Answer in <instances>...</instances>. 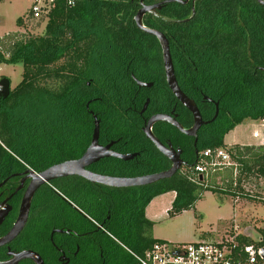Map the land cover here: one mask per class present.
Returning a JSON list of instances; mask_svg holds the SVG:
<instances>
[{"label":"trees","instance_id":"16d2710c","mask_svg":"<svg viewBox=\"0 0 264 264\" xmlns=\"http://www.w3.org/2000/svg\"><path fill=\"white\" fill-rule=\"evenodd\" d=\"M164 1L57 0L37 20L45 25L41 35L13 33L0 39V65L22 67L21 81L6 99L0 98V179L22 163L47 168L81 157L91 141L93 116L100 140L145 142L132 116L146 97L151 100L146 112L163 110V100L166 107L172 101L178 123L191 127V114L164 81L158 41L133 20L142 5ZM31 20L29 13L26 22ZM24 23L17 20L18 27ZM143 25L165 36L178 86L208 122L198 131V153L188 151L189 138L174 129L175 145L187 162L182 170L138 190L109 194V231L121 243L113 264H137L131 253L142 256L160 242L152 238L153 224L145 217L156 197L175 194L168 211L173 217L194 210L205 192L232 197L245 180H264V145L224 143L244 121L264 120V6L256 0H197L192 15L191 1L171 3L145 14ZM135 81L154 86L141 89ZM214 103L218 114L212 120ZM161 126L157 129L166 136ZM148 145L137 162L104 161L119 167L107 174L130 178L168 170L169 162ZM220 148L228 154L229 166L208 169L193 181L187 177L202 151ZM138 165L142 170L137 171ZM257 236H236L235 241L264 249V236Z\"/></svg>","mask_w":264,"mask_h":264},{"label":"flooded vegetation","instance_id":"af4514ba","mask_svg":"<svg viewBox=\"0 0 264 264\" xmlns=\"http://www.w3.org/2000/svg\"><path fill=\"white\" fill-rule=\"evenodd\" d=\"M160 55L162 73L166 83L162 53H160ZM137 82L135 81L136 85ZM141 83L151 84L152 86L150 88L154 86L151 81ZM137 87L141 89H150L139 87L138 85ZM163 98L164 95L162 96V99ZM150 101V98L146 97L142 108L135 113V116H132L135 118L134 125L136 128L138 127L143 134L145 142L141 141L134 143V141H130L129 143H120L119 139L110 140L107 137L102 141L100 140V135L98 138L99 146H110L108 152L120 156H131L132 158L124 161L114 156L103 157L84 166V172L102 177L128 179V177L109 176L107 174L108 171L119 167L110 163H105L104 161L115 159L134 163L141 157L143 151L145 153L149 148L150 145H148V143L155 148L151 140L144 134V129L153 116L162 114L175 118L178 122V114L175 111V105L172 101H170V105L166 107L163 100V110H153L151 107V110L146 112L150 107ZM146 102V108L143 110ZM203 121L206 122V124L208 122L205 120ZM160 125H162L161 127L163 130L166 129V136H164V133H159L157 127ZM174 129L175 127L167 122H155L151 124L150 127L153 136L159 140L165 148L175 152L178 150L180 151V159L184 163L183 167H185L187 164L184 160L185 154L180 147H176L175 145L176 136ZM188 138L189 140L185 142L188 151L192 149L195 153H198V132L196 137ZM118 144L119 146H117ZM160 155L169 162L170 168V160L161 153ZM79 158L66 160L47 168L22 163L16 165L5 178L0 179V215H3V220L0 224V264L114 263L115 255L119 252L121 243L109 231L111 216L110 206H107L108 196L112 192L133 191L134 188L138 190V187L143 186L109 187L90 182L79 175H69L39 183L38 179H40L41 174L47 169L68 161L78 160ZM132 165L133 164L130 165V168L134 167ZM142 168L143 165H138L136 167L137 171L142 170ZM149 175L153 174L139 175L130 178ZM29 196L31 198L25 224L15 236L11 237L10 233L21 214L23 201H26ZM129 200L131 201L132 198L129 197ZM22 210H24V207Z\"/></svg>","mask_w":264,"mask_h":264},{"label":"rangeland","instance_id":"374dc122","mask_svg":"<svg viewBox=\"0 0 264 264\" xmlns=\"http://www.w3.org/2000/svg\"><path fill=\"white\" fill-rule=\"evenodd\" d=\"M31 4L32 0H0V39L13 33L25 38L43 33L44 23H39V20L26 22ZM18 19L25 21L21 27L17 26ZM21 75L20 65H0V80L8 79L10 89L18 85ZM252 129H256L261 134L258 142L264 143V124L247 120L242 123L234 136L232 134L226 136L227 147L234 142H249ZM241 189V192L238 191L239 194L232 197L224 192L217 194L205 192L201 200L196 203L194 210L184 211L173 217H169L166 213L173 194L162 195L150 206L149 218L153 223L152 238L169 244L219 241L230 233L245 234L248 228L254 231L255 236H264V233L259 235V231H264V180L249 178L242 183ZM233 199L243 204L244 212L234 204ZM253 210L255 212H252ZM249 234L254 237L252 233Z\"/></svg>","mask_w":264,"mask_h":264},{"label":"water","instance_id":"95a60500","mask_svg":"<svg viewBox=\"0 0 264 264\" xmlns=\"http://www.w3.org/2000/svg\"><path fill=\"white\" fill-rule=\"evenodd\" d=\"M189 1L192 2V15L194 14V4L197 0H167L161 3H157L150 6L142 5L141 8L138 10L136 15L134 16V23L138 29L141 31L153 36L158 41V44L161 49L162 53V63H163V69L164 74L166 78V83L173 94V96L177 99V101L186 108L189 113L192 116L193 124L190 128L184 129L181 127V125L175 120V118H171L166 115H155L153 116L147 126L144 129V134L147 138L151 140L155 148L165 157H167L171 162V167L163 172L156 173L149 176L144 177H138V178H128V179H120V178H111V177H102V176H96L92 175L90 173L84 172L83 167L86 165H89L92 162L97 161L100 158L108 157V156H114L116 158L122 159L124 161L130 160L131 156H120L115 155L110 152H108L109 145L106 147H101L98 144V138H99V121L97 120L96 116H93L94 120V129L92 133L91 143L86 149L85 153L82 155L81 158L78 160L68 161L56 166H53L49 169H47L43 174H41L39 183H42L43 181H48L54 178L59 177H65L69 175H79L83 178L87 179L90 182L102 184L109 187H138V186H146L150 185L156 182H159L164 179L171 178L175 173H177L181 168L184 166L183 161L180 159V151H172L167 148H165L162 143L157 140L153 134L150 131L151 124L155 122H167L175 129L179 131L182 135H185L186 137H196V134L198 130L206 124V122L203 121L202 116L199 112L198 107L196 104L189 99L179 88L177 81L175 79L174 75V69L173 64L169 52V45L168 41L165 38V36L153 29H149L143 25V17L145 14L153 13L156 10H161L162 7L166 4L171 3H177L179 5H186ZM261 6H264V0H256ZM137 85L139 87L144 88H150L151 84L141 83L137 82ZM10 94V83L8 79L3 78L0 80V98L6 99ZM204 100H207L209 103H213V101L209 100L208 98H204ZM147 102L144 105L143 110L146 108ZM215 105V115L212 120H214L218 114V104L214 103ZM30 196L26 201H23L22 208L24 207V210L21 208V214L12 229L10 236H15L24 226L26 218H27V212L29 208V202H30ZM3 220V215H0V224ZM262 252H264V249H262Z\"/></svg>","mask_w":264,"mask_h":264},{"label":"built area","instance_id":"2783aa9c","mask_svg":"<svg viewBox=\"0 0 264 264\" xmlns=\"http://www.w3.org/2000/svg\"><path fill=\"white\" fill-rule=\"evenodd\" d=\"M57 0H32L29 13L34 20L47 16ZM264 124V120H261ZM254 139L259 133L252 134ZM230 165V158L223 149H207L200 153L187 177L200 175L208 169ZM182 170V169H181ZM236 236H227L219 241H200L189 244L154 243L142 256L131 253L137 264H260L264 262L262 248L252 245L238 246Z\"/></svg>","mask_w":264,"mask_h":264},{"label":"crops","instance_id":"0c3cea01","mask_svg":"<svg viewBox=\"0 0 264 264\" xmlns=\"http://www.w3.org/2000/svg\"><path fill=\"white\" fill-rule=\"evenodd\" d=\"M242 125H239V126H237V127H235L229 134H232L233 136H234V133H236V131L241 127ZM254 132H258L256 129H252V132H251V140H249V142H246V143H240V142H234V143H232L230 146H233V145H240V146H259V145H264V143H259L258 141L260 140V138H261V134L259 133V138L258 139H254L253 137H252V134L254 133ZM229 134H227V135H229ZM226 135V136H227ZM226 136H225V138H226ZM225 138H224V143H225ZM236 138H237V136H236ZM233 139H235L234 137H233ZM225 145L226 146H228L226 143H225ZM172 193V192H171ZM173 194V198H172V201L174 200V197H175V194L174 193H172ZM162 196V195H161ZM161 196H158V197H156L154 200H152L151 201V203L147 206V208L145 209V217L147 218V220H149L150 222H151V220H150V218H149V211H150V206L152 205V203L157 199V198H159V197H161ZM233 201H234V204L237 206V207H239L241 210H243V212H244V207H243V204H241V203H239V201L238 200H234L233 199ZM172 203V202H171ZM171 203H170V206H168V208H166L167 210H166V213H167V215H168V211L170 210V207H171ZM196 205V204H195ZM252 212H255L254 210L252 211ZM247 213V212H246ZM152 223V222H151ZM153 224V223H152ZM247 228V227H246ZM249 230H247L246 232H245V234H235L234 235V233H230L229 234V236H245V237H252L249 233H252L253 235H255V233H253L254 231L251 229V228H248ZM152 231H153V227H152ZM234 232V231H233ZM204 239V238H203ZM210 241H213V240H210Z\"/></svg>","mask_w":264,"mask_h":264}]
</instances>
